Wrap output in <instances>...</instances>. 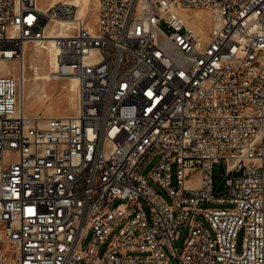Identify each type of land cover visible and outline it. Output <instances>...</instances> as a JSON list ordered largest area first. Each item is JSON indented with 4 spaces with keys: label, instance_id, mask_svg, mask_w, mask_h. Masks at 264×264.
<instances>
[{
    "label": "built area",
    "instance_id": "obj_1",
    "mask_svg": "<svg viewBox=\"0 0 264 264\" xmlns=\"http://www.w3.org/2000/svg\"><path fill=\"white\" fill-rule=\"evenodd\" d=\"M77 8L0 0V264H264V0ZM60 21L76 106L30 116L2 63Z\"/></svg>",
    "mask_w": 264,
    "mask_h": 264
},
{
    "label": "bare ground",
    "instance_id": "obj_2",
    "mask_svg": "<svg viewBox=\"0 0 264 264\" xmlns=\"http://www.w3.org/2000/svg\"><path fill=\"white\" fill-rule=\"evenodd\" d=\"M60 1H66L68 3L76 5L78 7L77 11L79 16L86 17L88 14H91L90 0H51L49 2V5H54ZM38 7L42 8L41 6ZM198 13H200L199 17H202L206 25L208 26L209 20H207L205 12H198ZM184 14L185 12H183V15ZM93 25L88 21V27L91 30L94 29ZM65 26H67V23H64L62 21L56 22L54 27L52 26L53 28L51 27V29L49 30L50 34L45 37L46 39H44L43 42H37L33 44L35 47V51L34 53L28 55L29 64L26 63V60H28L26 59L27 57L26 49L28 47L26 48V46H24L23 63L21 66H19L18 76L20 77V99H21V103L23 104V109L27 114L29 108L37 107L38 109L35 110L33 115L35 117L46 118V117L58 116V114L53 113L51 108V104L54 103H48L50 97H48V93L46 91L47 89L51 90L52 87L54 86V84L50 82L53 78L52 72L54 71L55 68V61L57 55V47L54 41V37L57 36L56 33L63 34L64 33L63 29ZM55 27L56 29L58 28L57 29L58 31L55 29ZM43 53L46 55V58L41 57ZM29 68L34 69L35 71V77L30 88L26 85V81H27L26 72ZM2 70L4 72H9L10 70L11 74L16 76V72H17L16 68L9 69L8 63L5 62L2 63ZM77 86H78V79L76 77H70L69 84L67 86L66 95H67V101L69 102V106H71L73 109H75L76 101H77L74 95L77 94ZM42 107H47L46 112L44 111L45 114L42 113L43 115H41L40 112V109ZM35 135H42V128H35ZM31 149H38V141H31Z\"/></svg>",
    "mask_w": 264,
    "mask_h": 264
},
{
    "label": "rangeland",
    "instance_id": "obj_3",
    "mask_svg": "<svg viewBox=\"0 0 264 264\" xmlns=\"http://www.w3.org/2000/svg\"><path fill=\"white\" fill-rule=\"evenodd\" d=\"M50 1L51 0H38V6H41L42 8H46L47 6H49V2ZM90 7H91V14H88L86 16V18H87V20L92 25L93 24L95 25V17H96L95 15H96V8H97V0H90ZM55 24L56 23H54V25ZM54 25L51 24L50 25V29H51L52 26L54 27ZM55 29H56V27H55ZM25 46H26V48L28 47L26 49V52H27L26 53V56H27L26 59H28V60H26V63L29 64V56L28 55L34 53L35 47H34L33 44H26ZM41 57L42 58H46V55L43 53L41 55ZM13 65H14L13 63H10V67H13ZM14 68H16V70H17L16 76H15V77H17L18 76V69H19V67L16 65ZM26 77H27L26 85L30 88L31 87V84L33 83L34 77H35V71H34V69H30L29 68L27 70V72H26ZM50 82L53 83L54 86L52 87L51 90L50 89H47L46 92L48 93V97H50L48 103H54V104H51V108H52L53 113L54 114H58V115L72 114V112H74V109L71 106H69V102L67 101V95H66L67 86L69 84V78L61 79V80H53L52 79ZM64 86H65V88H64ZM74 95H75V97L77 99V96H76L77 94H74ZM46 108L47 107H42L40 109L41 115L45 114ZM71 108L73 109V111H72ZM37 109H38L37 107H31V108H29L28 109V115L33 116L35 110H37ZM29 111H31V112H29ZM214 175H215V181H216V183L222 184V182H223V177H222L223 171H222V169L219 168V167H216L215 170H214ZM188 232H189V226L187 224L186 225H182V226L179 227V229H178V238L174 242V246L178 249V251H181L182 250ZM240 241H241V236L239 237V243H240ZM168 254L170 256V259L172 261V264H175L176 261H177L176 258L171 254L170 251H168Z\"/></svg>",
    "mask_w": 264,
    "mask_h": 264
}]
</instances>
